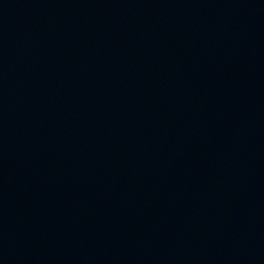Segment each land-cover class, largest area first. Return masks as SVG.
Listing matches in <instances>:
<instances>
[{
    "label": "water",
    "instance_id": "obj_1",
    "mask_svg": "<svg viewBox=\"0 0 264 264\" xmlns=\"http://www.w3.org/2000/svg\"><path fill=\"white\" fill-rule=\"evenodd\" d=\"M0 264H264V0H0Z\"/></svg>",
    "mask_w": 264,
    "mask_h": 264
}]
</instances>
